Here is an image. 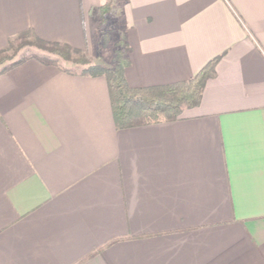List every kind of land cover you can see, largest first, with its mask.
Segmentation results:
<instances>
[{
	"label": "crops",
	"instance_id": "1",
	"mask_svg": "<svg viewBox=\"0 0 264 264\" xmlns=\"http://www.w3.org/2000/svg\"><path fill=\"white\" fill-rule=\"evenodd\" d=\"M109 1L129 87L215 75L118 129L102 76L0 71V264H264V0H0V50L26 30L88 50Z\"/></svg>",
	"mask_w": 264,
	"mask_h": 264
},
{
	"label": "trees",
	"instance_id": "2",
	"mask_svg": "<svg viewBox=\"0 0 264 264\" xmlns=\"http://www.w3.org/2000/svg\"><path fill=\"white\" fill-rule=\"evenodd\" d=\"M111 10V2L105 3L98 10L101 23ZM123 53L117 52L115 65L104 67L91 64L84 56V51L65 44L48 42L40 39L30 30L23 31L7 40L5 48L0 50V71L9 70L27 59L34 58L45 65H59L38 56H26L19 60L12 57L23 47L32 46L49 54L56 55L77 65H86L84 75L102 76L107 82L113 122L116 128L160 123L175 120L184 109L196 107L202 96L206 81L215 75L217 58L209 61L191 79L164 86L131 88L127 85L124 70L129 61L126 57L129 48L122 36Z\"/></svg>",
	"mask_w": 264,
	"mask_h": 264
},
{
	"label": "rangeland",
	"instance_id": "3",
	"mask_svg": "<svg viewBox=\"0 0 264 264\" xmlns=\"http://www.w3.org/2000/svg\"><path fill=\"white\" fill-rule=\"evenodd\" d=\"M112 10V4H111ZM109 11L106 16V22L103 24L99 20H95L92 32V45L91 48L84 51V56L87 60L94 65H101L104 67H112L115 65V56L118 51L123 53L122 48V34L119 29L118 19L114 11ZM26 56H38L56 62L59 66H63L74 72H83L86 70V65L73 64L56 55L49 54L45 51L37 49L32 46L23 47L12 60H19Z\"/></svg>",
	"mask_w": 264,
	"mask_h": 264
}]
</instances>
